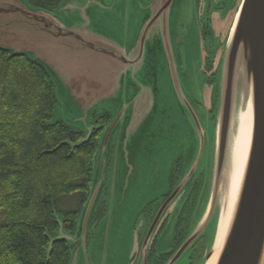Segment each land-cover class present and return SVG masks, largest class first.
Returning a JSON list of instances; mask_svg holds the SVG:
<instances>
[{"label": "water", "instance_id": "1", "mask_svg": "<svg viewBox=\"0 0 264 264\" xmlns=\"http://www.w3.org/2000/svg\"><path fill=\"white\" fill-rule=\"evenodd\" d=\"M119 1L63 0L50 11L25 0H0V50L25 56L45 71L62 108L55 121L85 135L76 145L69 144L71 151L90 139L96 129L90 125L92 118L101 112L111 117L92 158L90 189L75 233H64L55 216L59 231L48 238L47 256L53 244L66 242L68 264H88L86 235L112 150L110 203H122L131 191L146 189L152 178L160 189L159 198H153L157 201L168 194L171 166L179 160L171 152L182 140L194 149L193 157L157 210L136 264H147L149 244L171 206L161 241L168 242L165 252L172 254L164 264H178L183 258L190 262L199 242L203 253L196 264H206L221 216L227 220L215 264H264V0H240L237 6L211 87L217 97L213 113L196 104L184 66L191 50L200 53L202 48L193 0ZM128 7L138 8L143 19L130 39L120 40L113 27ZM166 86L178 108L165 106L161 92ZM245 107L250 110L248 146L234 151ZM200 177L202 186L184 238L172 252L193 183L175 208L174 202L191 178Z\"/></svg>", "mask_w": 264, "mask_h": 264}, {"label": "trees", "instance_id": "2", "mask_svg": "<svg viewBox=\"0 0 264 264\" xmlns=\"http://www.w3.org/2000/svg\"><path fill=\"white\" fill-rule=\"evenodd\" d=\"M25 1L51 11L63 0ZM56 107L45 71L25 56L0 50V264L69 263L66 242L53 244L47 256L48 238L59 231L55 216L64 233L75 231L90 189L92 158L111 117L101 112L92 118L100 129L71 151L69 144L85 135L54 121ZM72 197L78 207L62 211L60 201ZM100 201L92 224L106 212Z\"/></svg>", "mask_w": 264, "mask_h": 264}, {"label": "rangeland", "instance_id": "3", "mask_svg": "<svg viewBox=\"0 0 264 264\" xmlns=\"http://www.w3.org/2000/svg\"><path fill=\"white\" fill-rule=\"evenodd\" d=\"M121 1L123 0H120L119 3ZM129 1H135V0H129ZM143 1L146 2L147 0H143ZM143 1L140 0V2ZM229 1L230 3L232 2V0ZM193 2L195 5V0H193ZM107 3L108 0H106V4ZM208 4L210 7H212L213 0H209ZM125 11L126 12L122 13L121 17H119L121 18L119 19L120 23L117 22L118 24H114L113 27V30L116 32L120 40L130 39V37L134 32L135 27L137 26V24H140V21L143 19V14L141 13V11L138 10V8L134 9L132 7H128L126 8ZM120 14L121 13L118 12L116 15L119 16ZM233 17H234V13L233 15H230L228 17L227 19L228 22H226V24L224 22L225 24L224 27L223 24L219 26L220 27V29H218L219 31H215L216 34L215 37H213L212 51H215L216 53V51L219 50L218 52L220 53L217 56V61H218L217 67L222 55L224 45L222 46V48L220 46L225 36L227 35L228 30L231 27ZM203 48L205 53L203 51ZM209 52L210 49H209L208 41H204L200 53H198L197 50L193 48L184 63L185 69L187 70L186 77L189 76L188 78L189 85L191 86L194 92L193 93L194 99H198V102L199 100H202L204 98L205 95L204 93L209 91V88L205 86L207 83V77L203 72V69L201 70L200 68V64L202 60L201 56L203 54L206 55ZM204 86L206 87L205 91L203 89ZM161 97L165 100V106H168L170 109H172V107H177L176 98L174 94L170 91L168 86L165 87L164 94L161 92ZM61 115H62V108L58 103L54 112V121L59 120ZM90 125L96 128L93 129V131L100 129V125L97 124L93 125L92 122H90ZM115 141H116V136H114L112 141V145H111L112 149H114ZM175 149L176 150L172 151L171 153H173V156H175V158L179 157L180 160L179 162L182 165L181 167V172H182L185 169V167L190 163V160L194 154V149H191L189 145L185 147L182 140L179 141ZM169 151L170 150L168 149L165 151L164 153L165 157L169 154ZM113 156H114V151L112 150L109 156L110 160L108 162L104 188L101 194V201H100L102 202L103 199L105 200L106 212L98 219V221L94 222V224H92V220H91L86 235L85 246H86V257L88 264H136L137 256L134 259V255H136L135 250L140 249L139 247L141 245V242H139V240L141 241L142 237L145 235L146 230L149 228L147 227L149 224V219L147 221V217H146L148 214L147 211L149 206L148 204L154 201L153 198H159L158 196L160 194V189L154 187V183L156 182L157 179L154 180V178H152L149 187H147L146 189L143 188L141 190L140 188L138 191L135 192L131 191L130 195L128 194V196H126V200H125L126 202L125 201H122V203L114 202L111 204L109 195H110V189H111L110 187L112 185V179H113V173H112L113 168L112 166H110V163L112 161ZM168 191H169V187H168ZM59 206L62 211H73L78 207V203L75 197H72L60 201ZM99 206L100 203L97 205V207L99 208ZM143 211H145V213ZM116 223H118L119 226L117 225V227H113V224ZM177 229L178 226L176 227V231L174 234L175 246H173V248L179 246L178 244L181 243L185 235V231H183V225H181V230H180L181 232L178 234H176ZM74 233L75 231L73 232V234L70 233L71 236H73ZM162 235L163 234H161V236ZM161 236L158 238L155 247L156 250L166 251L167 249H169V244L167 241L164 240L161 241ZM178 264H190V262L186 258H183Z\"/></svg>", "mask_w": 264, "mask_h": 264}, {"label": "flooded vegetation", "instance_id": "4", "mask_svg": "<svg viewBox=\"0 0 264 264\" xmlns=\"http://www.w3.org/2000/svg\"><path fill=\"white\" fill-rule=\"evenodd\" d=\"M208 1L209 0H195V12H196V17H197V21H198L201 41H202V44L204 41H208L209 49H210L209 53H207L206 55L203 54L201 56L202 60H201V64H200L201 70L203 69V72L205 73V75L207 77V83L205 86L209 88V91L204 93L205 95H204V98L202 100H199V102H198V99H196L195 102L197 105H199L201 107L204 106L205 108H208L209 112L213 113L215 110V105H216V96L211 95V87L214 84V80L216 77V68H217V62H218L217 56H218V54H220L218 52L219 50L216 51V53H215V51H212L213 37H215V34H216L215 31H219L218 30V29H220L219 26L223 24V27H224L226 22H228V20H227L228 17L230 15H233V13L235 14V11L237 9V6L239 5L240 0H236V1L233 0L231 3L229 0H213V6L212 7L209 6ZM202 8H204V9H202ZM224 22H225V24H224ZM221 30H222V28H221ZM227 34H228V32H227ZM226 36H225V38H226ZM225 38L221 43V46H220L221 48L224 45ZM203 51H204V48H203ZM204 53H205V51H204ZM205 86L203 88L204 91L206 88ZM179 161L180 160H177L172 165V168H171V171L169 174V179H168V187H169L168 194L166 196L160 198L159 200L152 202L148 206V209H147L148 214L146 217H147V221L149 219V224L147 227L150 226L157 210L164 203V201L167 199V197L172 192L173 188L176 186V184L181 179V176H182L181 175V173H182L181 167H182V165ZM193 181H194V178H191L189 180L186 187L183 189L181 194L176 198L174 205H173L175 208L182 200H184V198L186 197L187 190H188L189 186L193 183L192 188L188 194V198L185 202V205H184L183 210L181 212V215L179 217L178 224H177L178 229H177L176 234L181 232L180 231L181 225H183V231L186 230V227L189 223V218L193 212V209H194V206L196 203L198 193H199L200 188L202 186L203 179H202V177H200L197 180H195L194 182ZM143 212L145 213V211H143ZM172 212H173V208L171 206V208H169L165 212V214L161 218V220H160V222L156 228L155 234H154V236H153V238L149 244V247H148L147 264H161V263L164 264V262L169 258L168 252L156 250L155 246H156V243L158 241V238L164 232V230H165V228H166V226L170 220ZM148 229L146 230L145 235H146ZM145 235L142 237L141 241L139 240V242L142 243V240L145 237ZM137 248H138V246H137ZM175 249H174V251H175ZM138 251H139V249L135 250L136 255H134V259L137 256ZM202 253H203V245L201 244V242H199L193 249V252H192V255L190 258V262H191L190 264H196L201 259Z\"/></svg>", "mask_w": 264, "mask_h": 264}, {"label": "bare ground", "instance_id": "5", "mask_svg": "<svg viewBox=\"0 0 264 264\" xmlns=\"http://www.w3.org/2000/svg\"><path fill=\"white\" fill-rule=\"evenodd\" d=\"M249 113L250 110L248 109V107H245V110L239 116L238 125L236 126L237 138L234 140L235 143L233 144L234 151H237V149L241 147L242 144L245 147L248 146L249 129H250ZM225 220H227L226 216L223 217L221 216L218 235L214 243L215 245L213 247V255L206 264H215L216 257L222 245V240L220 239V233L223 229V224Z\"/></svg>", "mask_w": 264, "mask_h": 264}]
</instances>
